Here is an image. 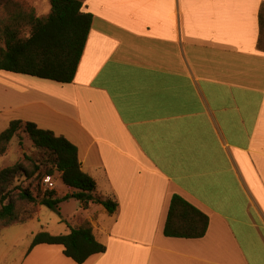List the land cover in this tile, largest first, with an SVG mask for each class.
<instances>
[{
  "label": "crops",
  "instance_id": "0c3cea01",
  "mask_svg": "<svg viewBox=\"0 0 264 264\" xmlns=\"http://www.w3.org/2000/svg\"><path fill=\"white\" fill-rule=\"evenodd\" d=\"M262 5L85 0L72 82L0 71L3 130L21 119L65 137L95 195L117 202H80L69 224L88 222L103 252L77 263L42 243L20 264H264ZM173 195L208 216L202 237L164 235Z\"/></svg>",
  "mask_w": 264,
  "mask_h": 264
},
{
  "label": "trees",
  "instance_id": "16d2710c",
  "mask_svg": "<svg viewBox=\"0 0 264 264\" xmlns=\"http://www.w3.org/2000/svg\"><path fill=\"white\" fill-rule=\"evenodd\" d=\"M84 1L49 0V12L37 14L28 0H0V71L58 83L72 82L93 22L92 13L83 9ZM259 21L258 47L264 50V5ZM19 132L26 134L33 146L47 155L48 164L42 167L26 156L30 168L16 164L0 169V233L5 228L29 222L36 212L38 195L33 194L30 187L13 183L19 174L27 178L37 174L34 178L38 190L45 176L60 174L72 192L58 196L55 190L45 189L39 204L50 209L57 210L62 201L74 198L84 208L96 202L109 213L116 210L115 200L95 195V181L81 170L77 147L63 136H56L33 122L14 119L0 132V155ZM178 209L183 211L178 212ZM207 226V215L180 196H172L163 228L165 236L199 238L205 234ZM42 243L62 245L64 255L77 263L105 250L88 222L78 227L69 226L66 234L39 231L33 235L29 249Z\"/></svg>",
  "mask_w": 264,
  "mask_h": 264
},
{
  "label": "rangeland",
  "instance_id": "374dc122",
  "mask_svg": "<svg viewBox=\"0 0 264 264\" xmlns=\"http://www.w3.org/2000/svg\"><path fill=\"white\" fill-rule=\"evenodd\" d=\"M36 8L37 14H46L50 10L49 0H28ZM5 121L0 116V131L3 130ZM26 156L33 159L36 163L42 167L47 165V155L42 150L35 148L26 134L19 132L16 134L9 144L4 153L0 155V169L21 164L24 167H29V161ZM38 173V172H37ZM35 174L31 178H27L22 175H18L14 179V185H20L21 187H30L33 194L38 195L36 198L35 215L32 221L28 223L14 225L5 228L0 233V264H20L21 251L29 246L30 240L33 235L39 231L54 232L57 234L63 230L65 225H69L73 215H76L80 208V201L70 198L69 200L62 201L59 204L57 210L48 208L45 205H40L42 192L46 189L41 185V190H38L36 186L37 179L34 178ZM55 188L61 193L66 195L72 191L63 183L60 178V174L55 172L52 177ZM14 185H11L13 187ZM17 191V190H16ZM15 191H13L14 193ZM57 193V192H56ZM67 220H64L66 219Z\"/></svg>",
  "mask_w": 264,
  "mask_h": 264
},
{
  "label": "built area",
  "instance_id": "2783aa9c",
  "mask_svg": "<svg viewBox=\"0 0 264 264\" xmlns=\"http://www.w3.org/2000/svg\"><path fill=\"white\" fill-rule=\"evenodd\" d=\"M43 184H44L45 188L48 190L54 189V186H55L54 181H53L51 176H45L43 178Z\"/></svg>",
  "mask_w": 264,
  "mask_h": 264
},
{
  "label": "snow or ice",
  "instance_id": "6c2138e0",
  "mask_svg": "<svg viewBox=\"0 0 264 264\" xmlns=\"http://www.w3.org/2000/svg\"><path fill=\"white\" fill-rule=\"evenodd\" d=\"M183 211V209H178V212H182Z\"/></svg>",
  "mask_w": 264,
  "mask_h": 264
}]
</instances>
